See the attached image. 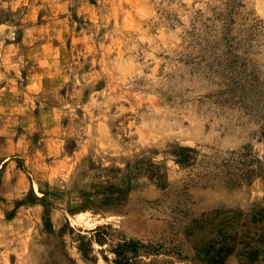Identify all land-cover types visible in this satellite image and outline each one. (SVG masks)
Listing matches in <instances>:
<instances>
[{"label": "rangeland", "instance_id": "rangeland-1", "mask_svg": "<svg viewBox=\"0 0 264 264\" xmlns=\"http://www.w3.org/2000/svg\"><path fill=\"white\" fill-rule=\"evenodd\" d=\"M125 240L264 264V0H0V264Z\"/></svg>", "mask_w": 264, "mask_h": 264}, {"label": "trees", "instance_id": "trees-1", "mask_svg": "<svg viewBox=\"0 0 264 264\" xmlns=\"http://www.w3.org/2000/svg\"><path fill=\"white\" fill-rule=\"evenodd\" d=\"M188 151L193 150L190 149ZM139 246V241L125 240L123 243L118 244V246L112 252L116 257L115 259L119 260V264H132V258L129 256V254H136L139 251Z\"/></svg>", "mask_w": 264, "mask_h": 264}]
</instances>
